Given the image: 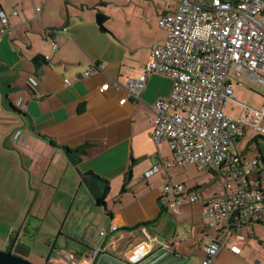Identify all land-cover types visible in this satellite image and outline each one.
I'll list each match as a JSON object with an SVG mask.
<instances>
[{"label":"crops","instance_id":"1","mask_svg":"<svg viewBox=\"0 0 264 264\" xmlns=\"http://www.w3.org/2000/svg\"><path fill=\"white\" fill-rule=\"evenodd\" d=\"M180 2L0 0V26L2 15L10 26V34L0 36V195L19 207L15 220H8L11 236H2L5 245L17 225L27 230L30 224L45 249L35 256L38 264H199L205 245L220 240L203 226L202 202L189 204L183 196L181 214H172L164 169L143 178L154 165L173 163L168 143L153 140L154 115L146 116L157 101L171 97L173 80L151 75L139 99L124 104L126 91L112 87L141 74L152 47L166 38L159 20ZM98 14L107 18L102 26ZM55 31L62 32L53 37ZM105 84L111 88L101 92ZM254 86L263 108L264 85ZM86 145L76 165L66 148ZM232 150L262 162L251 183H259L264 195V137L249 134ZM174 166L167 171L172 183L188 188L190 180L174 181ZM187 166L196 167H180ZM88 172L109 181L106 209L95 200L103 184L82 181ZM207 175L212 181L186 193L217 195L220 181ZM112 226L118 231L110 232ZM15 246L27 250L26 259L32 256L20 238ZM212 264H264V222L233 228Z\"/></svg>","mask_w":264,"mask_h":264},{"label":"built area","instance_id":"2","mask_svg":"<svg viewBox=\"0 0 264 264\" xmlns=\"http://www.w3.org/2000/svg\"><path fill=\"white\" fill-rule=\"evenodd\" d=\"M1 22L0 36L10 34L5 15ZM158 24L166 34L164 43L152 47L150 60L139 76L112 87L126 91L127 97L121 101L124 104L139 99L151 75L173 80L171 97L157 101L146 113L154 115V142L168 143L173 163L162 161L143 178L166 171L163 193L174 198L168 201L174 215L181 214L183 196L189 204L203 203L205 226L220 240L204 247L205 257L199 264H212L227 247L233 228L264 222V195L259 183H251L262 164L258 158L249 159L232 150L249 134L264 137V107L245 105L237 119L225 114L228 100L239 103L232 79L242 85L239 80L245 76L264 85V0H181L176 11L163 16ZM61 32L55 31L53 37ZM51 47L59 49L55 38ZM110 88L105 84L100 91ZM19 109L25 112L27 107ZM173 165H195L200 172L215 174L222 190L209 199L196 192L186 193V187L173 184L167 174ZM117 231V226L110 229ZM140 251L137 258L142 256ZM96 255L91 253L90 258Z\"/></svg>","mask_w":264,"mask_h":264},{"label":"rangeland","instance_id":"3","mask_svg":"<svg viewBox=\"0 0 264 264\" xmlns=\"http://www.w3.org/2000/svg\"><path fill=\"white\" fill-rule=\"evenodd\" d=\"M239 81L242 83V85H239L237 80L232 79L233 91L234 94L239 98V103H235L231 100H228L226 105L227 108H225V114L233 119H237L241 116L245 105L251 108L261 109V105H259L261 100H260V95L257 91L258 88L254 86L258 84L251 82L245 76L242 77ZM150 161L151 160H148L145 163H148ZM174 167L175 168L172 171V176L174 177V181L175 180L180 181L182 179L190 180L187 182L188 188H190L191 186L194 187L196 186V184L200 186V184L204 185L212 181L210 177L207 175V173L203 174V172H200L196 167L193 166L180 167L177 165H175ZM188 188L186 187V189ZM203 188H205L204 191H206V186ZM209 193H211V191H209ZM12 201L13 202L9 201V199L6 197H1L0 195V220L3 219V223L2 222L0 223V251L1 252L7 251L11 245L14 246L15 240H17V238H20L23 244H25V246H28L27 247L28 249L33 248L31 257H27V259L26 257H21V258L25 259L31 264H38L35 256H40L41 254H43L41 253V251L42 250L44 251L45 249L43 247L42 249L41 247H39V245L41 246L40 239H42V236H38L35 233L36 231L29 229L30 224H28L27 230L25 226L22 229L21 224L16 226L14 230L15 233L13 235L14 238L13 242H9L7 243L8 245H5V243H3L2 241V236L4 235H7L8 237L11 236L10 232L12 233V230L11 227L9 226L8 220L14 218L17 215L16 212H18L19 207L17 203L13 199ZM29 207H30V203L28 205V208ZM3 215L7 216L8 218L5 220L4 218H2ZM202 223L203 226L207 224V221L205 220L204 216L202 218ZM21 229L23 230L22 233H20Z\"/></svg>","mask_w":264,"mask_h":264},{"label":"trees","instance_id":"4","mask_svg":"<svg viewBox=\"0 0 264 264\" xmlns=\"http://www.w3.org/2000/svg\"><path fill=\"white\" fill-rule=\"evenodd\" d=\"M97 21H98L99 25L102 26L107 21V18L104 15L98 14L97 15ZM89 147H90V145H86L80 149H74V150L66 148V151L68 152L71 160L77 165L81 161L79 156H81L82 154L85 155L86 149ZM261 164H262V162H261ZM81 176H82V181L84 183H88L90 179H97L103 184V187H104L103 193L100 195L99 194L96 195L95 200H96L97 205L99 207H103L104 209H106L105 199H106V196L108 195L109 190H110L109 181L101 179L100 177H98L97 175H95L92 172L84 173ZM259 190L262 192L261 188H259ZM125 192H126V187L124 186L122 191H121V194H124ZM108 213H109V211H108ZM13 241H14V238H12L11 242H13ZM7 251H12V253L14 255L19 256V257H22V256L26 257L27 256V250L24 248L22 249L19 246L14 247L13 245H11Z\"/></svg>","mask_w":264,"mask_h":264},{"label":"water","instance_id":"5","mask_svg":"<svg viewBox=\"0 0 264 264\" xmlns=\"http://www.w3.org/2000/svg\"><path fill=\"white\" fill-rule=\"evenodd\" d=\"M0 264H31L25 259L16 256L12 251H0Z\"/></svg>","mask_w":264,"mask_h":264}]
</instances>
